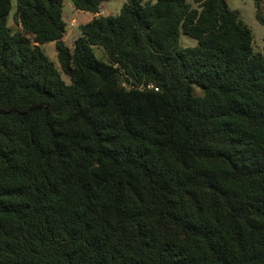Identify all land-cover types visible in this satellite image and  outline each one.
<instances>
[{"label": "trees", "instance_id": "1", "mask_svg": "<svg viewBox=\"0 0 264 264\" xmlns=\"http://www.w3.org/2000/svg\"><path fill=\"white\" fill-rule=\"evenodd\" d=\"M16 1L14 32L0 0V264H264V48L226 0H126L72 47L64 0Z\"/></svg>", "mask_w": 264, "mask_h": 264}, {"label": "rangeland", "instance_id": "2", "mask_svg": "<svg viewBox=\"0 0 264 264\" xmlns=\"http://www.w3.org/2000/svg\"><path fill=\"white\" fill-rule=\"evenodd\" d=\"M155 3L157 0H147ZM188 3L194 5L191 0ZM232 11L237 12L240 19L247 25L254 37V49L257 53H263L264 48V25L257 19V14H260L264 19V0H226ZM126 0H107L101 8L99 14L90 12L76 11L72 0H64L63 19L67 23V33L64 42L68 47H72L75 40L80 37V26L89 23L97 16H117L120 14ZM17 11V1L13 0V10L9 16L8 25L14 31H20V27L15 23L13 16ZM180 46L182 48L196 47L198 41L185 35L182 31L180 34ZM44 52L54 62L56 68L61 73L63 80L70 84V78L63 74L57 57L55 43H49L43 46ZM96 56L99 59L106 61L104 53L101 49H96Z\"/></svg>", "mask_w": 264, "mask_h": 264}, {"label": "built area", "instance_id": "3", "mask_svg": "<svg viewBox=\"0 0 264 264\" xmlns=\"http://www.w3.org/2000/svg\"><path fill=\"white\" fill-rule=\"evenodd\" d=\"M149 88H154V86L153 85H151V86H149ZM156 91H158V89L157 88H154Z\"/></svg>", "mask_w": 264, "mask_h": 264}]
</instances>
